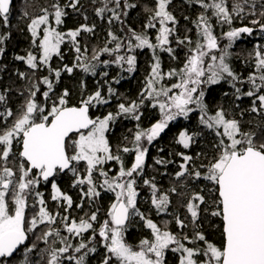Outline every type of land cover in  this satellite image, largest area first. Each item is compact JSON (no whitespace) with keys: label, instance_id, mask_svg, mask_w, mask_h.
Returning <instances> with one entry per match:
<instances>
[{"label":"snow or ice","instance_id":"6c2138e0","mask_svg":"<svg viewBox=\"0 0 264 264\" xmlns=\"http://www.w3.org/2000/svg\"><path fill=\"white\" fill-rule=\"evenodd\" d=\"M190 2L203 9L193 21L197 30L195 40L187 34L183 37L177 35L178 21L169 11L171 0H153L154 6L145 9L149 17L142 31L128 29L126 38L109 32L108 44L114 46L106 44L99 50H93L90 57L86 55V48L82 53L77 38L81 32H92L93 27L81 25L66 33L57 30L67 15L65 9H77L79 0H69L63 7L53 3L51 11L45 7L35 16L24 13L29 19L27 28L37 51H29L26 56H17L16 59L25 62L33 74L47 68L50 75L54 74L57 79L60 77L61 70L53 69L51 60L54 56L62 58L60 48L66 39L70 40L77 53L76 63L63 68L69 74L74 68H79L96 76L100 65L108 67L112 64L121 71L132 73L136 70L135 53L138 49L151 50L153 62L139 101L121 102L115 113L109 112L103 117L92 118L90 109L110 103L111 97L116 95L111 86L108 87L107 97L97 89L92 95L82 98L78 106H70L69 93L65 90L49 108L37 100L41 85L47 88L41 93L43 100L50 99L53 81L48 76L30 85L18 114L11 108L0 112V120L12 118L10 126L0 129V258L12 257L29 238V233L41 230L37 240L48 245L44 250L47 264H87L89 255L97 251V244L105 250L100 264H167L168 252L178 254V264H264V139L253 131H245L241 120L230 118L223 108L210 113L201 87L227 79L235 89L236 99H240L241 95L252 98L248 111L264 116V50L257 48L254 52L255 70L247 80H242L228 62L231 57L229 50L235 41L242 34L252 35L254 31L247 25L231 27L234 20L253 17L250 23L264 32V11L256 12V0ZM11 3L12 0H0V23L5 26L10 23ZM109 3H114L115 7L109 8ZM135 7V4L127 3L122 6L120 0H105L103 7L97 8L96 12L97 15L111 12V23L113 20L120 21L121 15H127L118 9ZM261 8L264 9V3ZM213 17L216 24L229 26V30L222 33L227 40L223 46L214 34ZM149 29L156 30L154 40L148 34ZM3 40L0 37V44ZM173 43L188 49L186 60L182 67L164 72L160 53H167L175 59ZM0 52H3L2 48ZM105 54L111 59L101 60L100 57ZM18 75L27 78L23 72ZM102 75L107 77L108 72L104 71ZM166 79L175 82L165 84ZM115 82L119 83V80ZM237 84L249 87L241 93ZM145 100L159 109L160 119L149 128L138 126L130 146L123 145L114 150L107 136L111 122L120 116L140 121V107ZM0 103H6L4 94H0ZM197 109L200 112L199 123L214 135L215 144L212 159L198 167L193 166V156L176 153L182 160L175 173L177 181L190 177L194 181L208 182L204 188L192 192L184 205L187 218L197 229L189 236L173 233L168 229L167 221L161 227L140 212L136 177L143 173L148 154L146 145H151L160 137L171 122L180 117L188 119L189 114ZM243 115L244 112H241ZM195 135L187 130L180 131L176 142L189 149ZM15 144L21 146L18 153L14 152ZM119 153L134 155L130 167L125 166ZM15 156L19 158L18 164L9 167L10 159ZM110 161L119 164V171L114 176H110V170L105 168ZM81 163L84 165L83 172L78 168ZM168 163L171 161L156 160L158 165ZM65 170L74 176L73 187L81 188V203L76 204L77 208L82 209L85 200L95 205L101 197V190L114 195L105 219H99V206L78 219L68 215L74 201L61 191L54 180L58 173ZM97 177L101 180L99 184ZM50 178H53L50 198L56 202L57 209L63 207V214L59 210H49L44 194L36 191L41 183L47 184ZM144 184L152 189L151 204L157 214L167 213L169 195H158L156 184L149 180H144ZM84 185L86 190L82 187ZM176 191L175 187L171 189L173 193ZM30 197H34L31 205ZM207 197L211 198L210 203ZM30 207L33 214L29 218L27 212ZM203 212H209L221 221L222 242L219 246L209 242L198 230ZM136 216L144 221L150 235L133 247L127 243L125 233L128 223ZM174 219L179 229L188 226L185 219L179 216ZM57 242L60 246H54ZM36 248L37 245L32 244L26 251L31 253Z\"/></svg>","mask_w":264,"mask_h":264},{"label":"trees","instance_id":"16d2710c","mask_svg":"<svg viewBox=\"0 0 264 264\" xmlns=\"http://www.w3.org/2000/svg\"><path fill=\"white\" fill-rule=\"evenodd\" d=\"M105 0H79L77 9L66 8L67 15L63 17L61 25L57 26V30L61 32H68L69 30H75L80 28L81 25H87L93 27L92 32H81L77 38L81 47L82 53L84 49H87V56H91L93 50H99L103 48L110 40L109 32H112L118 37L126 38L129 35L128 29L140 32L143 30L144 25L148 22L149 13L145 11L146 8L153 7V0H120L121 5L135 4V8H121L118 11L126 12L127 15H121V20H113L109 23V18L112 13L105 11L102 15H97L96 9L103 7ZM58 3L62 7L69 3V0H15L12 10L9 14V25L5 26L0 23V37H3V43L0 44V48L3 52H0V94L6 96V103H0V112H3L5 108H11L15 113H19L21 106L25 103L28 96V90L32 83L38 82L39 78L48 76L53 81V91L50 93V99L46 102L43 100L42 92L46 91V86L41 85V93L37 94L38 102L45 103L47 107H51L54 102L58 101V97L63 94L65 90L69 93L70 106H78L82 98H86L92 95L97 89L102 91V94L108 96V87L111 86L116 95L111 97L110 103L107 105H97L90 109V113L93 117H103L109 112L115 113L117 111V105L121 102L128 103L130 101H139L140 93L145 87L146 78L151 71L152 52L148 49L136 50L137 64L136 70L132 73L121 71V69L112 64L108 67L100 65L97 68V75L93 76L88 73H84L79 68H74L71 74L63 71L65 65L72 67L76 63L77 53L75 52L73 44L70 40L66 39L61 44V56H54L51 60V67L53 69H60L61 75L57 79L54 74H49L47 68H41L35 74L28 68L25 62L17 60V56H26L29 51L36 52L37 50L32 45V37L28 31L27 25L29 19L24 16L27 12L29 16H35L41 13L42 8H49L51 11V5ZM231 3V0H229ZM264 0H256V12L264 11L261 8V4ZM109 8L115 7L114 3L108 4ZM169 11L176 17L178 21L177 35L183 37L185 34L191 36L193 40L197 38V30L193 21H195L198 15L203 11L198 4L191 3L190 0H171L169 5ZM187 17V19H185ZM253 17H245L243 19L237 18L234 20L231 27L252 26L255 28L252 35L243 34L244 40L242 42H235L231 51V57L229 64L232 70L242 79L247 80V77L255 69L254 52L257 48L264 50V32L260 31L258 26L252 25L250 20ZM256 18H259L257 16ZM214 24V34L217 35L220 41H226L222 33L229 30L228 25H219L215 23V18H212ZM55 26L54 20L51 21ZM264 22V20H262ZM191 29V31H187ZM149 36L154 40L156 35L155 29L147 30ZM109 47H113V44H108ZM175 48L176 58L172 59L167 53L161 52V67L164 72H168L173 68H180L186 60L188 49L184 46H176L175 43L171 45ZM237 52V54H234ZM101 60H110L107 54L100 57ZM108 72V76L104 77L102 73ZM23 72L27 78H21L18 73ZM119 80L116 83L115 80ZM107 81V83L105 82ZM175 80H165V84L174 83ZM205 92L204 102L208 105L210 113H214L218 108H223L228 113L230 118H237L241 120L243 129L245 131H253L258 137L264 139V116L248 111L251 107L252 98L241 95L240 99H236L235 89L231 83L225 79L215 85H202ZM237 87L241 88V93L247 91V84H237ZM142 113L140 121H135L131 118L124 116L117 117L115 121L111 122L110 130L107 133L110 144L113 149L123 145H129L132 139L133 133L139 128H149L152 124L156 123L160 119V112L158 108L152 107V102L145 100L140 107ZM148 112L152 114L150 117ZM241 112L244 115L241 116ZM200 112L196 111L189 114L188 119L182 117L171 122L169 127L148 147V154L145 158L143 173L136 177L137 180V207L140 212L145 216L151 218L155 223L164 226V222L167 221V227L170 231L177 234H185L191 236L193 231L197 230L193 228L190 220L187 218L188 214L184 207L188 196L192 192L198 191L204 188L208 182L205 180L194 181L190 177L177 181L175 177V170H179V165L182 162L181 157L176 153L183 152L187 155H191L194 158V167H198L201 163H207L212 159L214 153L215 137L214 135L204 128L199 123ZM12 118L7 121L0 120V129L10 126ZM187 130L189 133H195L194 142L189 149H184L179 145L176 140L179 132ZM127 138V139H125ZM20 150V144H15L14 152L18 153ZM126 167H130L133 160V154L119 153ZM171 161L167 165H158L156 160ZM19 158L15 156L10 159L9 167L18 164ZM119 165L114 161H110L105 168L110 170L112 165ZM81 172L84 170V165L81 163L78 165ZM144 180H149L156 184L158 188V195L168 194L170 204L167 213L157 214L156 209L151 204L152 192L148 185L144 184ZM74 176L71 172H67L64 175H57L55 182L62 192L70 195L74 201L71 209L68 211V215L73 218L81 217L83 212L90 213L95 210V207L99 206L100 211L98 213L99 219L102 221L106 218V213L114 200V195L110 192L101 190V197L96 201L95 205L85 200L84 207L77 208L76 204L81 203V188L74 187V190L70 189L73 186ZM97 184L101 183V180L97 177ZM52 181L47 184L41 183L37 188V191L44 194V198L47 202L48 208L51 211L59 210L63 214V207L57 209L56 202L51 200ZM84 190L87 186H82ZM176 188V192H171L172 188ZM149 188V189H146ZM209 203L211 201L210 197ZM34 197L29 198V205L33 203ZM33 214L31 207L28 209L27 215L30 218ZM179 216L185 219V223L188 225L185 229L181 230L175 223L174 217ZM136 217L127 225V232L125 233V239L127 243L136 247L140 240L150 235V230L144 225V221L140 219L136 221ZM202 231L209 242L215 243L219 246L222 242L221 237V221L217 217H212L209 212H203L199 221V229ZM62 234L63 233L62 231ZM28 244L20 250L19 256L7 260H3V264H24L25 262L32 261L35 258L43 259L35 264H47V256L41 255L48 245L42 241L37 240V237L41 235V230H37L35 233H29ZM87 238V237H86ZM51 243V240H50ZM75 244L76 241L73 240ZM32 244H36L37 248L34 252L28 253L26 249L31 247ZM54 246H60L57 242ZM97 251L90 254L87 258V264H100L101 258L104 254V249L101 245H96ZM41 258H40V257ZM38 259V260H39ZM167 264H178V254L168 252L166 256Z\"/></svg>","mask_w":264,"mask_h":264},{"label":"bare ground","instance_id":"6f19581e","mask_svg":"<svg viewBox=\"0 0 264 264\" xmlns=\"http://www.w3.org/2000/svg\"><path fill=\"white\" fill-rule=\"evenodd\" d=\"M244 40V38L241 36L238 40H236L235 42H242ZM235 44V43H234ZM233 44V45H234ZM148 115L151 117L152 116V114L150 113V112H148ZM118 171H119V165H112L111 166V168H110V171H109V174H111V175H115L116 173H118ZM178 171V169H176L175 170V173ZM70 189L71 190H74V187L71 185L70 186ZM146 189H149V188H146ZM151 190V192H152V189H150ZM85 213H87V212H83V213H81L80 214V216L82 217V216H84V214ZM28 237H30V235L28 234ZM29 239V238H28ZM28 239L26 240V242H25V244H23L19 249H18V251L11 257V258H8L9 260L10 259H13V258H15V257H17V256H19V254H20V250H22V248H24L27 244H28ZM75 241V240H74ZM73 242V241H72ZM46 255L47 256V254H46V252H44V253H41V255ZM40 257V256H39ZM41 258V257H40ZM39 258H35V259H33L32 261H29V262H25L24 264H35L36 262H39V261H42L43 259L41 258V259H39Z\"/></svg>","mask_w":264,"mask_h":264},{"label":"rangeland","instance_id":"374dc122","mask_svg":"<svg viewBox=\"0 0 264 264\" xmlns=\"http://www.w3.org/2000/svg\"><path fill=\"white\" fill-rule=\"evenodd\" d=\"M219 42H220V44H221V46H223L224 44H226L227 43V40L226 41H220L219 40ZM232 49V48H231ZM230 51V50H229ZM231 52V51H230ZM218 54V53H217ZM234 54H237V52H234ZM110 176H113V175H111V174H109ZM100 179V178H99ZM36 191H37V189H36ZM113 202V201H112ZM136 221L137 222H139L140 221V218L139 217H137L136 218Z\"/></svg>","mask_w":264,"mask_h":264},{"label":"flooded vegetation","instance_id":"af4514ba","mask_svg":"<svg viewBox=\"0 0 264 264\" xmlns=\"http://www.w3.org/2000/svg\"><path fill=\"white\" fill-rule=\"evenodd\" d=\"M249 27H252V26H249ZM253 29L255 30V28L253 27ZM243 35V34H242ZM245 35H248V34H245ZM250 36V35H249ZM162 134V133H161ZM146 161V160H145ZM145 163V162H144ZM68 172V171H67ZM67 172H65V173H58L57 175H64V174H66ZM56 175V176H57ZM56 178V177H55ZM55 178H54V180H55ZM53 179V178H52ZM52 179H50V181H52ZM45 184V183H44ZM7 260H9L8 258H7Z\"/></svg>","mask_w":264,"mask_h":264},{"label":"water","instance_id":"95a60500","mask_svg":"<svg viewBox=\"0 0 264 264\" xmlns=\"http://www.w3.org/2000/svg\"><path fill=\"white\" fill-rule=\"evenodd\" d=\"M14 2H15V0H12V3H11V6H10V11H11V8L13 7V5H14ZM90 114V116L92 117V115H91V113H89ZM93 118V117H92ZM67 170H65V172H66ZM65 172H63V173H65ZM50 179H52V178H50ZM26 242V241H25ZM25 244V243H24ZM22 246V245H21ZM20 246V247H21ZM19 247V248H20ZM11 258V257H10Z\"/></svg>","mask_w":264,"mask_h":264}]
</instances>
